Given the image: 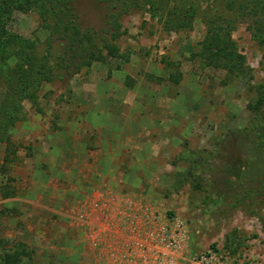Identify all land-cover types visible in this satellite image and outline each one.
Masks as SVG:
<instances>
[{"label":"rangeland","instance_id":"obj_1","mask_svg":"<svg viewBox=\"0 0 264 264\" xmlns=\"http://www.w3.org/2000/svg\"><path fill=\"white\" fill-rule=\"evenodd\" d=\"M198 1L190 30L165 31L144 10L125 15L121 24L126 33L116 41L124 58L91 62L62 80L42 83L35 104L22 101L10 143H0V264L6 255H14L16 264H113L111 241L96 231L121 225L111 216L122 207L125 194L184 221L186 259L208 254L212 264H264V138L256 135L264 119L252 110L264 88V45L253 36L256 28H248L263 19L264 0H256L259 7L253 14L227 9L229 0ZM72 4L84 24L101 27L98 2ZM211 15L230 21L231 39L242 56L237 66L201 51ZM4 20L7 31L36 40L39 53L45 50L48 33L35 10L11 9ZM14 63L10 59L0 66L1 98ZM65 120L77 136L68 142L64 137L47 141L75 146L65 154L66 177L60 182L70 179L66 188L74 190L75 177L88 184L91 171L105 180L90 191L86 205L74 199L62 210H69L75 222L79 217L93 224H59L57 213L44 223V179L33 183L17 164L21 155L40 149L41 135L65 129ZM82 148L100 159L91 171L70 166L80 164ZM103 158L110 160L108 166ZM43 164L42 172L52 174L47 182L52 201L47 204L59 210L53 176L61 170ZM86 173L87 179L82 177ZM28 193L40 214L28 215ZM9 197L19 201L4 200ZM81 212L87 215L80 217Z\"/></svg>","mask_w":264,"mask_h":264},{"label":"trees","instance_id":"obj_2","mask_svg":"<svg viewBox=\"0 0 264 264\" xmlns=\"http://www.w3.org/2000/svg\"><path fill=\"white\" fill-rule=\"evenodd\" d=\"M73 1L3 0L0 3V66H6L10 59L15 61L7 71V92L3 98L0 94V143H10V129L21 118L22 101L28 99L35 104L37 90L42 83L62 80L94 61L103 63L108 58H124L116 41L126 33L121 24L125 15L144 10L151 17H156L165 31L190 30L199 3L198 0H93L102 6L101 27L94 28L83 23ZM257 7L256 0L248 3L229 0L226 3L227 9L246 14L255 13ZM11 9L36 11L48 33L42 53L37 51L36 40L24 39L6 30L4 17L7 18ZM260 9L263 19L248 28H256L253 36L264 45V3ZM230 29L227 18L209 16L201 51L206 52L210 59L223 61L226 66H237L242 56L236 51ZM252 110L257 117L262 114L264 119V88L260 90ZM256 135L264 138V125L258 126ZM2 264H16L15 256H3Z\"/></svg>","mask_w":264,"mask_h":264},{"label":"crops","instance_id":"obj_3","mask_svg":"<svg viewBox=\"0 0 264 264\" xmlns=\"http://www.w3.org/2000/svg\"><path fill=\"white\" fill-rule=\"evenodd\" d=\"M75 122L77 121H74V123ZM64 125L66 126L65 129H63L60 132L56 131V133L50 132L46 135L45 134L43 136L41 135L42 145H38L40 149L34 150L31 155L28 156L24 155L23 157L21 155V152H17L18 158L20 157V155L22 157V161H20L22 162V165L20 162H18L17 164L20 165L21 167H25L24 169H26L27 172L26 176L33 183H37L38 179L40 180L44 179L43 181L44 183L40 181L43 187H45L43 191L42 199L44 201V204H46V206H43L44 211H42L41 213L44 223L47 222L46 220L50 221V218L52 217L51 213H57L59 217L58 218L59 224H67L68 226L69 225L73 226L74 224L79 225V221L81 222V224L82 222H84L85 224L87 223L93 224V222L91 221L88 222V220L84 221L79 217H78L79 220L77 219L75 222L71 219L73 218V214L69 213V210L68 211L66 209L62 210L64 206H69V203L72 202L74 199L75 200L82 199L81 201L83 202V205L84 204L86 205L87 204L86 197L89 195L90 191L92 192V189L99 188V185L101 186V183L103 184L105 180V178L101 177L97 171L95 172L91 171L94 167H97V164L100 162V159H98L99 157L97 156V154L95 153L93 154L92 153L93 151L83 150L82 148L83 153L81 156L82 159L80 161V164L76 165V163L75 164L71 163L70 166L75 169H78L80 167L87 169L89 168L91 172L90 174H88V184H86L87 182H85V179L75 177L74 181L76 185L74 190H72L66 188V186L69 185L71 182L70 179L68 181L66 180L65 182H60V178L66 177V174L64 173L66 172L67 169L63 168L66 167L64 166L66 162L65 154L71 153L72 152L71 150L75 146L73 145L70 146L69 144L66 143L61 147H58L53 144H47L50 143L47 141L50 138H54V137H58V138L64 137L68 142L69 138L73 139L74 136H77L76 130H73L74 128L71 129L70 127L71 123L65 120ZM89 151L91 152L90 156L87 155ZM85 157L87 158L90 157L89 159L91 160L88 161ZM61 159H63L62 160L63 164L60 161ZM102 160H104L102 161L103 163H106L108 159L103 158ZM109 161L110 160H108L107 162V166ZM46 162H49V165L47 166L48 169L59 168L61 170L59 171L61 175L57 174L58 176H53L56 179L54 180L55 181L54 184H58L59 186L58 194H57L59 210L50 208L49 205L47 204V201L50 202L51 200L50 196L48 197L49 192L47 193L48 190L47 182L51 181L52 174L47 172L45 173V171L42 172V168L44 165L43 163ZM31 165L34 166V168L32 169L33 171H31L32 168ZM102 166L103 165H100V167ZM18 168L20 169V167ZM21 177H23V175H21ZM82 177L87 179V173L82 175ZM42 185L40 186L38 185L39 188L38 191L40 190ZM88 185H90V187ZM32 189H33L32 193L33 194L36 193L35 188L32 187ZM32 193H28L26 197L27 203L32 204V207L30 208L31 211L28 215H36V213L40 214V210L39 209L35 210L34 208L35 206L37 207L38 204L34 203L35 198L32 196L33 195ZM123 196H125V198L122 207L117 210L116 214L114 213V215L111 216L112 218H115L118 221V223L121 225L118 226V225H114L113 223V225L111 226L107 225L109 226L107 228L105 227L102 228L101 230L96 231V233L98 232V234L100 233L106 234L105 236L107 240L111 241L109 248H111L110 254L114 257L112 258L114 259L113 264H124L126 258L127 259L131 258L134 264H148V263L152 264L154 262L157 250L163 248L165 245V242L162 240L161 237V233L165 229V227H169L170 229L180 227L182 229L180 242L178 243V245L172 247L170 250H172L173 253L178 257H182V258L185 257L184 252L187 250V247L189 245V237L187 235L188 230L186 224L178 215L172 216L169 212L165 211L163 208L161 209V207L159 208L157 205H149L148 207V205L142 203L141 197L133 195L136 198L132 200L130 199L131 196L130 194L127 195L125 194ZM4 200L19 201V198L9 197ZM108 209H110V206ZM98 212L99 211H97L94 214H98ZM101 212L102 211H100V213ZM85 215H87V213L81 212L80 217H83ZM75 217L76 216H74V218ZM113 222H115V220H113ZM45 232L46 231H42V234L44 235ZM95 239L97 240L96 237Z\"/></svg>","mask_w":264,"mask_h":264},{"label":"built area","instance_id":"obj_4","mask_svg":"<svg viewBox=\"0 0 264 264\" xmlns=\"http://www.w3.org/2000/svg\"><path fill=\"white\" fill-rule=\"evenodd\" d=\"M182 229L176 227L170 229L165 227L161 233L162 240L165 242L163 248H160L156 252L154 262L152 264H212V257L208 254H202L186 259L185 257L176 256L172 250V247L178 245L181 240ZM124 264H134L131 258L127 259ZM150 264V263H148Z\"/></svg>","mask_w":264,"mask_h":264}]
</instances>
